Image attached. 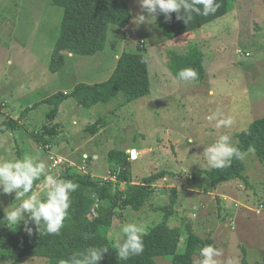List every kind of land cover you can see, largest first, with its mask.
<instances>
[{"label":"rangeland","instance_id":"1","mask_svg":"<svg viewBox=\"0 0 264 264\" xmlns=\"http://www.w3.org/2000/svg\"><path fill=\"white\" fill-rule=\"evenodd\" d=\"M125 1L131 22L141 9L138 0ZM61 19L62 8L51 0H0V123L18 121L15 128L0 131V160L31 156L34 162L44 163L45 174H53L49 155L55 154L72 161L66 171L98 177L113 167L107 158L110 149L129 153L134 148L137 157L129 166L134 182L161 170L172 175L153 183L157 190L142 209L123 210L126 223H142L148 230L172 208L170 226L178 224L182 212L195 219V231L210 235L219 251L212 257L216 264H243L244 257L247 264H264V161L248 153L243 160L247 182H222L210 193L209 177L192 175L198 169H211L204 149L220 135H229L236 146L235 134L264 116L263 0H230L226 14L175 38L164 36L156 24L132 23L124 33L109 25L102 50L65 56L62 66L52 71L51 54ZM141 44L150 79L148 94L117 106L122 101L118 94L110 102L88 107L68 95L55 118L47 119L50 106L45 98L71 92L78 83L106 80L120 52ZM192 46L203 54L202 76L181 79L180 68L169 64L170 56L184 54ZM228 118L231 126H217ZM95 120H100L98 130L91 133L85 126ZM46 123L54 126L55 133L44 135L42 141L39 134ZM124 186L122 180L117 184L120 189ZM172 186L177 189V206L169 204ZM2 187L0 209L7 211L18 201L15 190L5 195ZM33 191L45 194L43 176ZM22 215L26 219L28 212ZM118 225L114 223L108 233L111 242ZM201 249L194 255V264L204 259ZM178 250L183 251L182 244ZM154 260L170 264L163 255ZM20 264L48 263L42 257L24 256Z\"/></svg>","mask_w":264,"mask_h":264},{"label":"trees","instance_id":"2","mask_svg":"<svg viewBox=\"0 0 264 264\" xmlns=\"http://www.w3.org/2000/svg\"><path fill=\"white\" fill-rule=\"evenodd\" d=\"M51 2L62 8L59 34L52 50L49 66L52 71L59 69L65 56L69 54L87 56L102 50L108 26H116L119 32H122L131 20L130 8L125 0H51ZM219 3L218 10L215 13L210 12L207 16L181 9L179 13L181 19H176L177 13H171V19L166 21L164 15L158 13L155 24L164 36L175 38L226 14L230 7V0H219ZM201 12H203L202 8ZM189 16H191L190 20ZM142 44L123 49L106 80L78 83L71 92L59 91L45 98L44 101L50 106L47 119L52 121L55 118L59 104L68 95H72L78 105L88 107L98 102H110L118 94H121L122 101L118 102L117 106L148 94L150 79ZM201 55L203 54L200 49L192 46L184 54L172 52L169 64L177 65L180 70L195 69L196 78H199L203 70ZM99 121L88 123L85 129L91 133L96 132ZM17 124V119L3 121L0 123V131L13 129ZM53 133H55L54 126L46 123L39 138L45 141L43 136L53 135ZM235 136L238 139L236 147L246 152L249 146H252L255 151L251 153L264 161V116L254 119L247 129L236 133ZM107 158L110 163H113L109 171L116 176L115 181L111 179L101 181L99 177L91 176L89 173L69 172V170L59 171L56 174L60 178L79 184L77 195L71 199L68 216L59 234H48L43 230V225L37 229L33 220L29 218V213L25 220L28 221L27 226L33 229L31 235L24 231V223L17 227H8L7 223L3 222V216L7 211L0 209V262L6 260L10 264H20L22 257L25 256L42 257L48 264H60L62 260L71 261L73 257L83 259L86 249L95 246L108 248V252L101 253L102 258L97 264H156L154 257L159 255L168 257L170 264H194V255L199 248L212 245L213 239L209 234L202 236L195 231L194 226L187 222V218H184L179 225L170 226L168 216L172 208L160 222L146 230L142 254L130 256L127 260L118 258L108 238L112 225L118 223L121 228L126 223L123 210L142 209L145 202L150 200L157 190L153 183L166 174L172 175V173L161 170L134 182L131 178L129 168L131 158L128 152L110 149ZM244 170V161L233 157L229 167L198 169L192 175L196 177L206 174L210 179V186L206 189L211 191L222 182L232 180L247 182ZM120 180L125 182L122 189L117 187ZM38 183L39 180L34 181L33 190ZM176 192V187L172 186L170 188L171 203H169L171 205L178 202ZM92 207H95V216L90 215ZM115 220L118 221L115 222ZM180 244L183 245L181 252L178 250ZM78 253L81 255H77ZM243 261V264H247L245 257Z\"/></svg>","mask_w":264,"mask_h":264},{"label":"clouds","instance_id":"3","mask_svg":"<svg viewBox=\"0 0 264 264\" xmlns=\"http://www.w3.org/2000/svg\"><path fill=\"white\" fill-rule=\"evenodd\" d=\"M141 12L133 18V23L155 24L157 12L162 13L166 21L171 19V13H177L176 19H181L180 10H191L200 15L207 16L215 13L220 7L219 0H138ZM201 8L203 12H201ZM147 14V15H146ZM191 16H189V20ZM179 78H196L197 72L192 68H184L178 73ZM213 117H210L212 119ZM232 119H223L217 122V126L229 127ZM255 149L249 146L247 151H241L233 145L229 135H220L219 138L204 149L207 165L211 168H226L232 163L233 157L243 161L248 153ZM43 176L45 194L33 191L34 181ZM0 185L3 194L7 195L15 190L18 203L15 207H9L3 216V222L7 226L17 227L24 220V231L31 235L33 229L28 227L22 212H28L37 229L43 225V230L48 234H59L70 207V194L78 185L72 180L58 177L56 174H45L43 162H34L33 157L24 156L16 160H0ZM99 206V204H97ZM146 235V227L142 223H125L112 239V247L121 260H127L130 256L143 253V237ZM87 238V237H86ZM204 259L201 264H216L213 255H219V251L212 245H206L201 250ZM108 252L106 247H90L86 249L83 259L73 257L71 261L62 260L60 264H97L102 258L101 253ZM81 255V254H77Z\"/></svg>","mask_w":264,"mask_h":264},{"label":"built area","instance_id":"4","mask_svg":"<svg viewBox=\"0 0 264 264\" xmlns=\"http://www.w3.org/2000/svg\"><path fill=\"white\" fill-rule=\"evenodd\" d=\"M141 43H142V41H141ZM238 52L239 53H243V51L241 49H239ZM245 55L249 56V52H245ZM49 160L51 161V170L53 171V174H54V172H59L61 170H66L69 165H72V162L67 161L63 157L57 156L55 154H50L49 155ZM98 177L100 178L101 181H106L108 179H111V180H114V181L116 180V176L111 174L110 171H108V174L99 175ZM235 205L237 206V203ZM256 211L258 212L259 210L257 209ZM90 215H92V216L96 215L95 207L91 208Z\"/></svg>","mask_w":264,"mask_h":264},{"label":"crops","instance_id":"5","mask_svg":"<svg viewBox=\"0 0 264 264\" xmlns=\"http://www.w3.org/2000/svg\"><path fill=\"white\" fill-rule=\"evenodd\" d=\"M133 23V21H129V23L127 24V26L122 30V32L124 33L125 31H126V29L128 28V25H131ZM70 56H71V54H69ZM72 162V161H71ZM208 193H210L209 191H207ZM211 196H213V195H211ZM218 201V200H217ZM178 203H179V199H178V202L176 203V206L178 205ZM218 203H221L220 201H218ZM236 204V203H235ZM234 204V205H235ZM236 206V205H235ZM177 209V208H176ZM197 211V210H196ZM177 213H178V210H177ZM180 215H181V218H179V220H178V225H179V223L181 224L182 223V221L184 220V218H187V222H189V223H191V224H193V226H195V224L197 223V222H194L193 223V221L195 220L193 217H192V215H187L186 213L184 214V213H180ZM235 215H236V213H235ZM235 215H234V217H233V219H235ZM181 221V222H180ZM233 222V220L231 221V223Z\"/></svg>","mask_w":264,"mask_h":264},{"label":"water","instance_id":"6","mask_svg":"<svg viewBox=\"0 0 264 264\" xmlns=\"http://www.w3.org/2000/svg\"><path fill=\"white\" fill-rule=\"evenodd\" d=\"M129 154H130V158H131V159H135V158L137 157L136 149L131 148V149L129 150Z\"/></svg>","mask_w":264,"mask_h":264},{"label":"bare ground","instance_id":"7","mask_svg":"<svg viewBox=\"0 0 264 264\" xmlns=\"http://www.w3.org/2000/svg\"><path fill=\"white\" fill-rule=\"evenodd\" d=\"M136 153H137V151H136Z\"/></svg>","mask_w":264,"mask_h":264}]
</instances>
